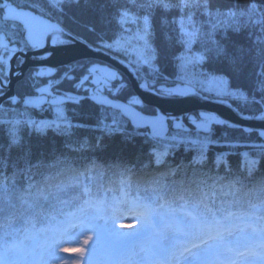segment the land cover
Returning <instances> with one entry per match:
<instances>
[{
	"label": "snow or ice",
	"instance_id": "snow-or-ice-1",
	"mask_svg": "<svg viewBox=\"0 0 264 264\" xmlns=\"http://www.w3.org/2000/svg\"><path fill=\"white\" fill-rule=\"evenodd\" d=\"M128 4H122L120 0H103V3H98V0H23L14 7L10 0H0V13H3L0 15V98L7 94L10 86L11 62L21 54L43 50L41 59L45 61L57 52L66 57V68L60 79L52 78L56 69L42 65L21 79L16 93L8 95L5 103H0V127L6 130L8 137L6 146L0 144V264H69L71 258L56 255V249L64 242L62 238L74 241L83 231L97 229L96 221L101 219L105 221L103 230L107 234L116 238H137L97 253L103 256L106 264H264V185L259 188V196L244 200L237 187L240 180L237 178L225 183L224 177L218 174L231 171L228 153L208 154L212 147H236L227 133L216 138L215 127L235 129L247 137L255 136L257 142L251 148L258 159L243 153L242 168L251 174L264 163V128H239L231 121L206 112L181 119L157 108L152 109L150 115H145L142 113L147 101L128 91L129 88H139L163 103L181 102L211 91L221 100L243 96L239 90H230L229 81L223 75L212 73L239 76L248 50L236 46L233 54L214 36L222 27L239 30L236 26L238 17L251 18L257 3L253 0L250 7L239 12H213L210 0H128ZM66 6L91 9L97 13L101 24L112 20L119 24L120 31L114 34L110 43L102 32L97 33L98 43L93 51H105L120 57L118 63L131 70L134 77L130 83H126L113 67L100 66L90 59L86 61L77 50L78 34L65 32L50 22L49 14L54 16L59 12L63 15ZM193 7L209 18L207 33L194 20ZM133 9H138V12ZM157 12L164 25L177 23L175 19H167L169 12L180 14L177 43L184 51L169 57V63L175 62L179 69L171 84L163 67H157L163 64L164 48L157 52L150 43V17ZM17 16L26 19L18 21L14 19ZM256 23L261 25L262 33L258 43L264 46V17ZM92 31H95V26ZM203 37L207 40L200 39ZM197 42L203 45V51L194 53L193 45ZM209 43L211 47L207 46ZM49 45L51 51H48ZM257 55H261L259 48ZM221 57L226 58L228 70H200L206 61ZM18 63H23V60ZM260 69L253 86V93L258 92L259 99L254 96L251 101L256 105H264V61H261ZM73 72L78 75H71ZM42 77H49L47 86H35ZM62 80L72 82L76 90L83 89L84 95L65 92L63 96H54L50 89ZM208 84L213 87H206ZM31 86H35L39 95L29 92ZM121 93H127L126 102L117 101V94ZM66 100L83 103L87 119L76 125L68 121L61 106ZM44 103L54 107L56 118L33 120L30 110ZM21 106L22 111L19 110ZM93 116L94 121L91 119ZM109 118L111 123L106 122ZM253 118L264 121V107H257L254 112L241 116V119ZM129 122L133 129L131 133L125 127ZM92 123L95 124L94 130L100 133L95 138L96 148L104 147L105 138L116 133L123 134L125 139L131 135L142 136L151 144L144 167L155 165V173L133 180L132 169H124L120 175L127 174L128 178L120 179V191L123 193L120 199L107 201L99 198V190L111 191L103 185L98 186V191H93L94 178L90 173L96 167L94 163L84 171L71 168L67 161L57 160L55 165H45L42 160L33 163L31 146L26 147L20 135L22 127H27L41 134L52 129L70 136L74 128ZM85 144L93 146L90 141L82 140L80 148ZM14 150H18L15 159L12 158ZM180 150L193 154L175 166L169 164L168 157ZM21 161L25 165L23 168L20 167ZM9 164L15 168L12 176L4 173ZM60 165L63 168L55 175L40 172L43 179L34 181V169L39 172L42 168ZM213 170L217 174L213 175ZM180 173H183V178L176 180ZM20 176L24 177L26 186L17 187ZM59 177L64 179L56 182ZM133 184L135 195L130 196ZM69 188L80 191L65 199L62 194L66 195ZM41 200L52 201L47 211ZM125 215L137 221L138 227L132 233L116 230V221ZM21 219L23 226H15ZM89 264L96 262L89 261Z\"/></svg>",
	"mask_w": 264,
	"mask_h": 264
},
{
	"label": "trees",
	"instance_id": "trees-1",
	"mask_svg": "<svg viewBox=\"0 0 264 264\" xmlns=\"http://www.w3.org/2000/svg\"><path fill=\"white\" fill-rule=\"evenodd\" d=\"M14 2V0H10ZM122 4H128V0H120ZM253 0H210L212 5V11H229L234 12L245 11L251 6ZM257 3V8L253 13L251 18L249 17H238L237 27L239 30H234L233 27L219 28L214 36L220 44L224 45L229 52L234 54L236 46H242L247 49V53L244 56L242 64V72L239 76L235 74L227 75L223 72H213L212 74L223 75L225 79L229 81L230 90H239L244 93L245 97H250L254 95L259 98V94L253 93V86L256 80V74L260 72V63L264 61V46L258 43V38L262 35L261 25L256 23L261 17H264V0H255ZM98 3H103V0H98ZM131 7L130 4H128ZM134 12H138V9H133ZM194 14V20L197 21L204 31H208L209 28V18L201 14V10L193 7L191 10ZM51 18L58 21L63 27L74 33L78 34V37L82 38L89 44L95 45L97 41V33H103L106 40L111 41L114 38V34L119 31V24L112 20L111 22H105L101 24L99 22V17L97 13L89 8L83 6H66L63 10V15L57 12L56 15L49 14ZM180 18L179 12H169L167 14V19L169 21L176 20L175 24L164 25L162 23L161 15L159 12L155 13L154 16L150 17L151 24V44L152 47L160 52L161 47L164 48L165 56L163 59V64H158L157 67H163L165 76H168L169 81L175 80V74L178 72L175 62L169 63V57L174 55H180L184 49L177 43V38L179 37V25L178 20ZM231 22V21H230ZM235 23V22H234ZM259 25V26H258ZM93 26H95V31H92ZM211 44L209 43V46ZM260 49L261 55H257V49ZM202 68L207 72L209 69L225 68L227 69L226 58H214L211 61H206ZM146 69V68H145ZM129 92L131 88H129ZM235 105L243 113H251L256 110L259 105L253 104L250 100L244 101V103H235ZM86 106L83 103L80 104H68L65 108V115L67 120L73 125L82 123L87 117L84 115V108ZM41 108L43 110H41ZM153 108L147 106L144 112L151 113ZM96 111L99 113V106H96ZM30 115L37 119H48L53 116V112L50 106L46 107L45 103L38 108L30 110ZM94 121L95 116L91 117ZM110 119V118H109ZM127 131L131 133L133 131L130 122L125 125ZM95 124L92 123L85 127L74 128L70 136L61 135L52 129H48L44 133H37L32 131L27 127H22L21 137L25 143V146H31L32 150V160L33 163H37L42 160L45 165H55L56 161H67V164L78 171H84L89 168L94 163L96 167L93 169L91 175H93L94 182L91 185L93 191H98V186L103 185L105 189H111V191L99 190V198L106 199L107 201L113 198L120 199L123 197V193L120 191V179H127V174L121 176L120 173L124 169H132L134 175L132 179L135 180L136 177L144 176L147 178L155 173V165L149 168H145L144 164L148 162V154L151 152L150 142H146L144 137L131 135L128 139H125L124 135L121 133H116L111 137L105 138L104 147L96 148L94 146L95 138L100 135L98 131H95ZM223 133H227L232 141L236 144L234 148H219L212 147L209 156L213 155L219 151H228V159L231 164V171H220L218 174L224 177V182L227 183L230 180L239 179L240 183L237 185L240 188V193L244 200L255 199L260 195L259 188L264 185V163L259 164L251 174L243 170V150L249 155V158L258 159V157L253 155V150L251 145L256 141V137H247L240 131L235 129H224L220 127L214 128V136L219 138ZM8 137L6 135V130L0 127V144L7 145ZM82 140H88L93 146L84 145L80 148L79 142ZM223 144V141L221 140ZM69 145V146H66ZM77 150H73V149ZM6 154V153H5ZM18 154V150L12 152V158L15 159ZM193 153L184 152L182 150L177 151L173 155L168 157L169 164L175 166V164L180 163L182 160L186 161ZM20 167H25L23 161L20 162ZM63 165L59 167H45L36 172L34 169V181H41L43 176L39 173L42 172L45 175H55ZM15 168L9 164L4 173L8 176H12ZM213 175L217 174L213 170ZM188 175H191L189 170ZM183 178V173L178 174L175 179L180 180ZM59 179H64V177H59ZM172 178H169L171 180ZM87 183V181H85ZM25 185V180L23 176L18 177L17 187ZM80 189L69 188L67 194H62V197L67 199L73 195H76ZM128 191V189H125ZM248 193V196H244ZM135 195V185L130 192V196ZM52 201L41 200V204L44 206V210L49 209V204ZM127 217L133 218L134 222L131 225H127L122 228L121 233H132L134 229L138 227L137 221L134 217L130 215H125ZM99 225L105 224L103 219L97 221ZM17 227L23 226V219L16 222ZM131 238L130 243L137 239L133 236H125L122 238ZM127 239V241H128ZM88 241V239H87ZM91 240L89 241V243ZM96 243L102 248L93 247L92 253L96 251V254H91L86 246L80 248L81 256L85 259V263L89 264V261H94L96 264H106L103 256H98L97 253L101 252L102 249L113 247V245L107 244L105 242ZM107 244V245H106Z\"/></svg>",
	"mask_w": 264,
	"mask_h": 264
},
{
	"label": "water",
	"instance_id": "water-1",
	"mask_svg": "<svg viewBox=\"0 0 264 264\" xmlns=\"http://www.w3.org/2000/svg\"><path fill=\"white\" fill-rule=\"evenodd\" d=\"M14 7H16L13 4ZM14 19L18 21H23L26 19L25 17L17 16ZM51 23L57 24L58 27H61L65 32H71L65 27H63L60 23L55 20H50ZM72 33V32H71ZM75 35L74 33H72ZM77 50L83 54V58L96 60L98 62L104 63L110 67H113L115 70L119 71L130 83L134 77L131 74V70L127 69L124 65L118 63L120 57L114 56L111 53L105 51H93L94 45H91L77 36ZM82 42V43H81ZM48 51H51V46L49 45ZM44 54V51H27L21 54V59L23 63L15 64V59L11 62V75H10V86L7 88V94L0 98V103L7 101L8 95L15 94L14 92V85L15 83L20 80L25 71L29 67H52L56 68L58 66L66 65L65 60L66 57L63 53L57 52L55 54L50 55L48 60H42L41 56ZM30 56H35V59H30ZM20 59V60H21ZM19 77V79H18ZM46 85H41L39 87H44ZM134 94L141 96V98L147 101V106L152 107L153 109H159L163 113L169 116L180 117L182 119L183 115H193V112L199 111L206 112L209 114H215L219 118L231 121L239 128H252V129H259L264 128V121H260L257 119H241L242 115H248L247 113L241 112L235 105L232 104L229 100L223 99L221 100L218 97L209 98L206 95L200 94L196 96H192L190 98L184 99L181 102H169L163 103L160 101L159 98L153 97L148 93H144L139 88H132ZM58 95V94H57ZM72 95H80V94H73ZM56 96V95H55ZM62 96V95H59ZM67 101V100H66ZM118 102H125L123 100L117 99ZM65 102V101H64ZM139 110V109H138ZM142 114L150 115L151 113L143 112Z\"/></svg>",
	"mask_w": 264,
	"mask_h": 264
},
{
	"label": "rangeland",
	"instance_id": "rangeland-1",
	"mask_svg": "<svg viewBox=\"0 0 264 264\" xmlns=\"http://www.w3.org/2000/svg\"><path fill=\"white\" fill-rule=\"evenodd\" d=\"M222 12H228V11H222ZM0 15H1V13H0ZM221 19H223V17ZM178 25H179V22H178ZM127 27H130V28H133V29L135 28L134 25H128ZM179 28H180V25H179ZM202 30L204 31V28L203 27H202ZM119 31H120V26H119ZM205 33H207V31ZM200 39L206 41L207 40V37H203V38H200ZM108 42L110 43L111 41H108ZM150 43H151V40H150ZM207 46H209V44H207ZM198 51H203V45L200 42L194 43V45H193V52L196 53ZM29 58L32 59L31 57H29ZM15 64H18V63L15 62ZM144 67L147 68L146 65ZM200 70L201 71H205L203 68H201ZM177 71H179L178 68H177ZM213 75L220 76L219 74H213ZM205 86L208 87V88H212L213 87V85H211V84H208V85H205ZM231 91L236 92V90H231ZM202 94L208 96L209 98H215L216 97V94H215L214 91H211V92H208V93H202ZM37 95H39V94H37ZM230 99L233 102H235V103H237L238 101L239 102H242L243 100L244 101L245 100H249V99H245V96L244 95L243 96H239V97H230ZM250 99H251V97H250ZM51 109H52V112H53L52 118L51 119H41V120H54L56 118V114H55V111H54V107H52ZM19 110L22 111L23 110V106H21V108ZM29 115H30V112H29ZM64 115H65V109H64ZM30 116H31V118L33 120L40 121V119H37V118H35L32 115H30ZM65 117L67 118L66 115H65ZM9 118H11V117H9ZM133 222H134L133 218L124 216L122 219H119V220L116 221V224H115L116 230L118 232H121V230H122L123 227H125L127 225H131ZM96 223L99 226L97 229L83 231L81 234H79L74 239V241L69 242V240H68L67 237L62 238V240L64 242H62L58 246V248L56 249V255L58 257H69V258H71L69 260V264H76V262H79V264H86L85 263V259L81 256V251H80L81 246H86L87 248L89 246L88 251H90L91 254H96V251L94 253L91 252V251H93V247L95 246L97 248H102L101 246H99L96 243V241H98L99 243L100 242H105L107 244L116 246L119 243H126V242H129L131 240V238L128 239L127 237L126 238H116V237H113V236L107 234L103 230L104 224L99 225V223L97 221H96ZM121 225H123V227ZM87 239H88V241H87ZM127 239H128V241H127ZM90 240H91V242L89 243ZM62 249H67V251H62ZM93 261H94V258H93Z\"/></svg>",
	"mask_w": 264,
	"mask_h": 264
},
{
	"label": "flooded vegetation",
	"instance_id": "flooded-vegetation-1",
	"mask_svg": "<svg viewBox=\"0 0 264 264\" xmlns=\"http://www.w3.org/2000/svg\"><path fill=\"white\" fill-rule=\"evenodd\" d=\"M10 23H11V22H10ZM29 51H31V50H29ZM30 57H31L32 59H35V58H36L35 56H30ZM20 59H21V56H18V57L15 59V62L18 63V61H19ZM85 60L87 61V60H89V59H85ZM90 60H91V59H90ZM92 61H94L96 64H98V65H100V66H105V65H106V64L101 63V62H98V61H96V60H92ZM107 66H108V65H107ZM65 68H66V65L56 67L55 69L57 70V72L53 74V77H52V78H54V79H60V77L63 75V72H64ZM33 69H37V67H29V68L25 71V73H24V75H23V77H22L21 79H23L24 77H27L28 74H29V72L32 71ZM57 73H58V74H57ZM71 75H73V76H77L78 73L73 72V73H71ZM121 75H122V74H121ZM122 76H123V75H122ZM123 77H124V76H123ZM124 78H125V77H124ZM21 79H20V80H21ZM48 79H49V77H42V78H40L39 80H37V81L35 82V86H41V85H46V86H47ZM20 80H18V81L15 83V85H14V92H15V93H16V91H17V88H18V85H19V83H20ZM125 82L128 83L126 79H125ZM30 83H31V82H30ZM35 86H31V87L29 88V92H30L31 94H35V95H37V93L35 92ZM50 91L52 92V94H53L54 96L57 95V94L63 96V94H64L65 92H71V93H73V94L84 95V91H83V89L76 90V89H74V88L72 87V82L64 81V80H62L61 83H60L59 85H54L53 88L50 89ZM128 91H129V89H128ZM126 96H127V93L117 94L116 99L126 101ZM49 98H50V97H49ZM68 104H77V103H74V102H72V101H67V102L63 103L61 106H63L64 109H65L66 106H67ZM45 106H48V104L45 103ZM192 114H193L194 116H198V115H199V112H194V113H192ZM187 116H188V115H184L183 118H185V117H187ZM185 122L187 123L186 120H185Z\"/></svg>",
	"mask_w": 264,
	"mask_h": 264
},
{
	"label": "bare ground",
	"instance_id": "bare-ground-1",
	"mask_svg": "<svg viewBox=\"0 0 264 264\" xmlns=\"http://www.w3.org/2000/svg\"><path fill=\"white\" fill-rule=\"evenodd\" d=\"M95 46V45H94ZM131 91H132V88H131ZM132 93H133V91H132ZM134 94V93H133ZM59 95V94H58ZM243 102H241L240 104H242ZM247 114H249V113H247ZM184 116V115H183ZM183 116H182V119H183Z\"/></svg>",
	"mask_w": 264,
	"mask_h": 264
},
{
	"label": "built area",
	"instance_id": "built-area-1",
	"mask_svg": "<svg viewBox=\"0 0 264 264\" xmlns=\"http://www.w3.org/2000/svg\"><path fill=\"white\" fill-rule=\"evenodd\" d=\"M19 1H23V0H19ZM254 97H252V99H253ZM256 99V98H255Z\"/></svg>",
	"mask_w": 264,
	"mask_h": 264
}]
</instances>
